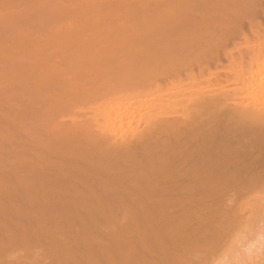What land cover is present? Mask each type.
Instances as JSON below:
<instances>
[{
	"label": "bare ground",
	"instance_id": "obj_1",
	"mask_svg": "<svg viewBox=\"0 0 264 264\" xmlns=\"http://www.w3.org/2000/svg\"><path fill=\"white\" fill-rule=\"evenodd\" d=\"M0 264H264V0H0Z\"/></svg>",
	"mask_w": 264,
	"mask_h": 264
}]
</instances>
